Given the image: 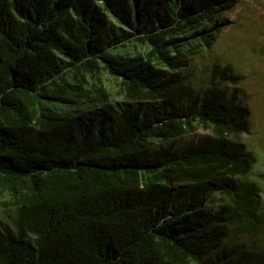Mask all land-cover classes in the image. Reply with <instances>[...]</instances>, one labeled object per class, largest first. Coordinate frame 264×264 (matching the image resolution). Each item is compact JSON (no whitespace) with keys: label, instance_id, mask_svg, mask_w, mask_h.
<instances>
[{"label":"trees","instance_id":"16d2710c","mask_svg":"<svg viewBox=\"0 0 264 264\" xmlns=\"http://www.w3.org/2000/svg\"><path fill=\"white\" fill-rule=\"evenodd\" d=\"M235 2L0 0V264H264L239 78L214 64L197 90L181 72ZM134 41L144 56L113 53ZM103 71L124 101L100 88L73 109Z\"/></svg>","mask_w":264,"mask_h":264},{"label":"rangeland","instance_id":"374dc122","mask_svg":"<svg viewBox=\"0 0 264 264\" xmlns=\"http://www.w3.org/2000/svg\"><path fill=\"white\" fill-rule=\"evenodd\" d=\"M214 22L221 25L216 32L211 33L212 39L207 47L200 45L198 40H192L183 48L190 54L188 64L181 72L189 76L192 86L197 90L208 84L214 64L221 67L228 64L233 74L238 76L237 85L225 84L224 88L228 91L236 89L238 99L247 111L249 132L241 134L238 140L255 157V164L247 177L259 186L264 206V0H236L231 10L222 13L218 19L212 18L205 22L202 29L209 30ZM179 44H183V41ZM148 50L147 44L134 41L113 53L144 56ZM100 88L105 92L108 102L119 104L124 101L120 79L103 71L86 76L84 96L72 108H91ZM57 108L70 109L65 105ZM204 134H210V131L196 126L192 133L182 136L178 141L185 144L194 136ZM7 199L8 194L0 192V202ZM11 215L9 209L0 206V224H6L10 229Z\"/></svg>","mask_w":264,"mask_h":264}]
</instances>
